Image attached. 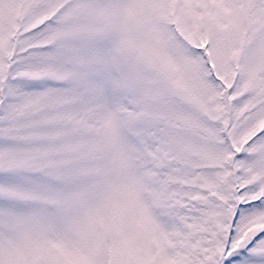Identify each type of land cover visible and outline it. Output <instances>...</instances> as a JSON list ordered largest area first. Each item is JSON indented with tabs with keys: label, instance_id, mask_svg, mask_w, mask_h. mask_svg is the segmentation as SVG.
I'll use <instances>...</instances> for the list:
<instances>
[{
	"label": "snow or ice",
	"instance_id": "obj_1",
	"mask_svg": "<svg viewBox=\"0 0 264 264\" xmlns=\"http://www.w3.org/2000/svg\"><path fill=\"white\" fill-rule=\"evenodd\" d=\"M0 264H264V0H0Z\"/></svg>",
	"mask_w": 264,
	"mask_h": 264
}]
</instances>
